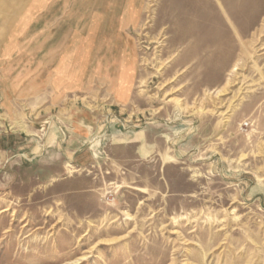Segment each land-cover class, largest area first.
<instances>
[{
    "label": "rangeland",
    "instance_id": "rangeland-1",
    "mask_svg": "<svg viewBox=\"0 0 264 264\" xmlns=\"http://www.w3.org/2000/svg\"><path fill=\"white\" fill-rule=\"evenodd\" d=\"M7 2L0 76L40 71L57 18L93 22V55L118 45L137 78L73 131L66 102L32 93L27 131L0 99L1 133L27 131L0 136V264H264V0Z\"/></svg>",
    "mask_w": 264,
    "mask_h": 264
},
{
    "label": "crops",
    "instance_id": "crops-1",
    "mask_svg": "<svg viewBox=\"0 0 264 264\" xmlns=\"http://www.w3.org/2000/svg\"><path fill=\"white\" fill-rule=\"evenodd\" d=\"M7 1H9L8 4L6 3L8 6L10 3L15 4V0ZM54 1L56 0H39L40 11L43 9L47 11V7ZM4 6H6L5 3L0 5L1 14L4 12ZM23 27L29 28L30 21L23 20ZM42 27L44 30L40 32V35H45L44 42L42 41L44 44L52 42L54 38V34L48 28L62 27L66 30L61 40L56 42V46L48 49L40 57V71H31L30 64L24 71H1L0 99L5 115L9 117L11 113L14 114L17 108L16 102L21 100L23 102L21 104L23 117L19 120L27 126L25 115H28L29 112L25 113V111L29 110L32 93H38V97L43 93L45 94L44 99L52 102L51 105L45 104L44 106L49 110L54 106L61 108L66 102L64 109H67L66 111L69 109L70 121L62 122L61 125L65 124L72 130L80 128L82 124H85L87 118L89 123L95 125L99 121L101 108L107 106L126 107L133 101L132 94L137 71L127 68L123 61L124 53L121 50L118 52V45L114 47L115 51L102 56L93 55L91 48L95 37L93 22L85 23L80 29L78 20L74 22L56 18L50 22L45 21ZM41 48L40 50H42ZM8 50H10V46ZM27 58L30 61V56ZM107 58L113 62L102 61ZM98 60L99 62H96L95 65V61ZM90 106H92V110L96 111H88L87 108ZM54 124L57 125L58 122L54 121ZM26 128L28 131V126ZM61 128L58 127L60 131H62ZM27 131H18V134L4 132L6 136L0 131V136L18 139L16 136L25 135Z\"/></svg>",
    "mask_w": 264,
    "mask_h": 264
},
{
    "label": "bare ground",
    "instance_id": "bare-ground-1",
    "mask_svg": "<svg viewBox=\"0 0 264 264\" xmlns=\"http://www.w3.org/2000/svg\"><path fill=\"white\" fill-rule=\"evenodd\" d=\"M10 129L11 130L24 131L25 127L22 124H20V123H18V124L13 123V124L10 125Z\"/></svg>",
    "mask_w": 264,
    "mask_h": 264
}]
</instances>
